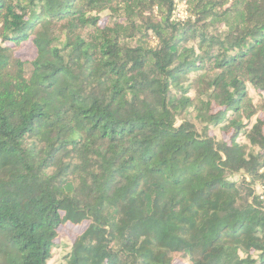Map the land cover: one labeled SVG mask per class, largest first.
Returning a JSON list of instances; mask_svg holds the SVG:
<instances>
[{
  "label": "trees",
  "instance_id": "16d2710c",
  "mask_svg": "<svg viewBox=\"0 0 264 264\" xmlns=\"http://www.w3.org/2000/svg\"><path fill=\"white\" fill-rule=\"evenodd\" d=\"M260 111L264 0H0V264H264Z\"/></svg>",
  "mask_w": 264,
  "mask_h": 264
},
{
  "label": "rangeland",
  "instance_id": "374dc122",
  "mask_svg": "<svg viewBox=\"0 0 264 264\" xmlns=\"http://www.w3.org/2000/svg\"><path fill=\"white\" fill-rule=\"evenodd\" d=\"M186 7H180L177 14L182 16L185 15V10ZM179 17V16H176ZM36 53L35 48L33 47L32 43L30 40H27L25 42L22 43L21 47L17 50V55L22 57L23 59H28V58H32L34 57ZM250 95L251 97L254 99V103L257 105H261L263 102V98L260 97V95L254 91L253 89H250ZM259 116L264 118V111H260L259 112ZM214 134L218 137V138H222L223 134L220 132V130L216 129L214 131ZM241 177L238 175L236 177H234V179L239 180ZM258 191L260 192V189H258ZM60 231L65 235L64 236V240H63V247L67 246L68 243H70L76 236V234L78 233L77 229L74 228L71 225H66L63 226ZM63 247H61L60 249H58L56 251L55 257L56 259H58L59 257H61V255L63 254L64 251H62ZM67 250V249H66Z\"/></svg>",
  "mask_w": 264,
  "mask_h": 264
},
{
  "label": "built area",
  "instance_id": "2783aa9c",
  "mask_svg": "<svg viewBox=\"0 0 264 264\" xmlns=\"http://www.w3.org/2000/svg\"><path fill=\"white\" fill-rule=\"evenodd\" d=\"M181 6L182 7H186L183 3L179 4L178 7H177V9H176V11L174 12V16H175L176 19H182V20H184L186 18V15H187L186 10H184L185 15L180 16V15L177 14V12H178V10H179V8ZM176 16H179V17H176Z\"/></svg>",
  "mask_w": 264,
  "mask_h": 264
}]
</instances>
